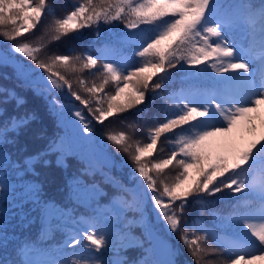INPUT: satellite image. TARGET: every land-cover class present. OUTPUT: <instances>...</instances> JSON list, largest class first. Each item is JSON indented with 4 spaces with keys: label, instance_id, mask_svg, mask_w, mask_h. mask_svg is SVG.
Listing matches in <instances>:
<instances>
[{
    "label": "snow or ice",
    "instance_id": "snow-or-ice-1",
    "mask_svg": "<svg viewBox=\"0 0 264 264\" xmlns=\"http://www.w3.org/2000/svg\"><path fill=\"white\" fill-rule=\"evenodd\" d=\"M56 7L0 0V68L13 74L0 77L15 84L0 85V264H179L162 234L179 238L192 257L184 264H264V0ZM85 30L93 39L78 50ZM62 41L65 51L52 47ZM29 92L63 135L37 127L44 146L13 159L9 148L43 123L26 110ZM150 105L158 111L142 130ZM111 118L125 130L98 134ZM244 132L252 139L240 143ZM114 153L131 160L133 186L112 175L127 166ZM52 157L65 204L36 179ZM33 213L36 238L17 241Z\"/></svg>",
    "mask_w": 264,
    "mask_h": 264
},
{
    "label": "trees",
    "instance_id": "trees-1",
    "mask_svg": "<svg viewBox=\"0 0 264 264\" xmlns=\"http://www.w3.org/2000/svg\"><path fill=\"white\" fill-rule=\"evenodd\" d=\"M56 3V11L57 14H61L64 10L70 9L72 0H55ZM42 23H44L42 19ZM39 26L37 28V32H39ZM93 39V36L90 31L85 30V35L82 39L72 41V44H74L78 50H82V46L88 44L91 40ZM4 42L0 40V48L4 47ZM69 46V44L66 41L59 42L58 44L52 45V47L58 51H65L66 48ZM19 56V54H17ZM5 73L4 70L0 69V74ZM9 76H12L8 74ZM0 85H5L7 87H14L15 84L12 79L9 80H4L2 77H0ZM179 87V85H177ZM19 91V89H18ZM28 99V103L26 105V110H37L42 118H43V123L42 125H33L32 129H29L28 131L24 132L21 134L19 141L17 145L10 147L9 151L13 153V159H22L26 155H30L37 151L38 149L42 148L44 146V141H39L36 140L35 137L33 136L32 132L35 128L37 127H43L47 130V135L49 137L56 136V135H63V130L59 129L57 127L56 121L47 115V113L44 110V104L43 101L40 100L37 97L32 96V94L26 93L25 94ZM157 105L160 104L159 101L156 102ZM140 107H144V105H141ZM150 111L148 112L147 119L145 121L140 122V129H146L148 126H151L152 124V114L156 111H158V107H153L150 105ZM23 111V109H22ZM125 116H129V113H125ZM133 119H135L133 117ZM105 124L107 125V128L105 126L97 125L98 129V134L102 135L103 131L107 130H112V131H122L125 130L124 125H122L119 120L116 118H111V122L106 121ZM137 138H142V132L138 131L136 133ZM27 149L26 151H23V149ZM115 158L117 161H120L123 159L125 164L127 165L124 167L122 170H112V175L116 176L118 179H120L124 184L127 186L131 187L135 183L134 181L130 182L129 179V170L132 165V162L130 159L125 154H115ZM53 159V164L50 165L49 167L45 168L40 165H37V171L40 173L36 179L40 181L43 186H44V192H45V198L46 199H52L55 200L59 204H65L66 203V193L65 191H62L61 189L63 188L64 185V180H63V172L62 170L56 168L55 166V158L52 157ZM99 179V178H98ZM104 187L105 192L108 193V196L110 197L114 189L111 188L109 185H102ZM220 195V194H218ZM108 197L104 198V202H106ZM226 201H221L218 205L215 207L227 212L229 208L227 207ZM81 212L85 211V209L81 208ZM199 215V211L193 210L192 212L189 213V219L196 217ZM36 214L33 213L34 221L31 224L30 227L24 228V229H17L16 230V240L20 241L23 239H35L38 232H39V220L35 219ZM205 222L210 223V219L208 217H205ZM61 236L57 234L56 241L59 242L61 240ZM162 239L166 240L167 242L170 243L172 247L178 248L181 255L178 257L179 264H184L185 261L191 262L192 257L188 254L186 248L183 246L181 241L179 240L178 237L176 236H167L162 234ZM51 243V241L49 242ZM8 252V257L9 258H14L15 257V252L12 246L10 245L9 249L7 250ZM131 256L137 255L135 252H130L129 253ZM4 255V251L0 249V257Z\"/></svg>",
    "mask_w": 264,
    "mask_h": 264
},
{
    "label": "rangeland",
    "instance_id": "rangeland-1",
    "mask_svg": "<svg viewBox=\"0 0 264 264\" xmlns=\"http://www.w3.org/2000/svg\"><path fill=\"white\" fill-rule=\"evenodd\" d=\"M0 69L4 70L5 72H7V73L10 74V75H13V74H12V69H11V68H0ZM242 135H243V137H244V140H243V141H239L240 143H244V142H246L247 140L252 139V136H251L250 134H248L247 132L242 133ZM163 240H164V239H163ZM165 241H166V240H165ZM166 242H167V241H166ZM167 244L170 245L169 242H167ZM170 246H171V245H170ZM255 264H261V262L257 261V262H255Z\"/></svg>",
    "mask_w": 264,
    "mask_h": 264
}]
</instances>
